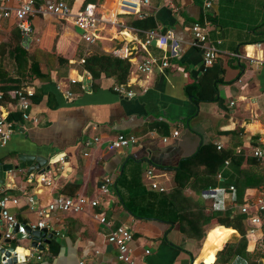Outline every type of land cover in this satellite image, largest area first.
<instances>
[{
  "label": "crops",
  "instance_id": "crops-1",
  "mask_svg": "<svg viewBox=\"0 0 264 264\" xmlns=\"http://www.w3.org/2000/svg\"><path fill=\"white\" fill-rule=\"evenodd\" d=\"M63 1L72 12L93 4L102 18L94 30L96 41L86 44L68 19L31 16V33L27 40L21 39L23 46L55 52L73 65L64 78L57 79L52 71L48 82L35 79L21 86L36 97L35 101L30 97L28 108L35 123L17 117L15 103H0L15 118L11 136L0 145V162L18 164V154L46 159L42 172L26 175V166L6 172L0 194L17 197L9 211L22 223L40 219L29 208L28 197L35 208L58 194L77 193L95 198L97 206L79 213H49L44 218L46 228L59 240L43 244L40 260L22 253L11 264H123L105 240L115 225L131 231L129 246L136 264H264V223L253 227L247 223L241 236L231 227L215 232L220 225L202 222V215L212 209L237 214L240 206L264 197V182L248 178V173L264 167V158L256 166L249 161L255 158L253 147L264 149V0H215L207 10L201 0H148L140 11L153 17L156 31H172L178 55L169 59L168 66H154L148 73L130 64L132 72L121 93L112 89L117 84L111 77L84 79L80 91L73 87L78 84L66 81L82 74L79 52L109 53L113 47L137 45L141 30L128 25L134 15L121 13L135 10L116 7V0ZM17 2L0 0L8 7ZM116 9L120 23L112 25L108 20ZM195 21L205 27L211 43L220 41L216 45L221 55L205 70L200 49L189 43V27ZM13 24L12 17L0 19V42L7 41ZM162 52L152 45L135 57L140 61L148 53ZM65 86L71 97L65 96ZM117 133L133 135L137 142L106 149ZM94 136L97 143L84 144ZM217 151L227 155L221 159ZM230 154H237V163H231ZM38 173L49 182L37 183L33 176ZM106 176L112 185L103 194L98 186ZM151 182L167 193L171 203L166 211L177 213L178 221L133 214L146 205L149 193L161 192L150 188ZM253 212L258 213L250 207L249 213ZM98 214L109 224L100 223Z\"/></svg>",
  "mask_w": 264,
  "mask_h": 264
},
{
  "label": "built area",
  "instance_id": "built-area-1",
  "mask_svg": "<svg viewBox=\"0 0 264 264\" xmlns=\"http://www.w3.org/2000/svg\"><path fill=\"white\" fill-rule=\"evenodd\" d=\"M215 0H201L202 7L207 10L210 9ZM148 0H116V7L123 6L135 11H126L121 13L131 14L139 18L146 16L140 11V6L148 5ZM49 14L54 17L68 19L74 27L79 31L81 39L88 45H92L96 41L94 30L97 23L102 19L96 14L93 4L86 3L83 7L76 12H72L70 7L63 0H18L14 7H8L0 4V19H7L12 17L14 24L18 29L22 40H27L31 33L30 18L33 14ZM118 10L112 13V17L108 22L112 25H116ZM142 37L137 40L136 46H131L129 49L126 47H113L108 52L119 58H124L135 69L140 73H148L154 66L166 67L169 65V59L178 55L177 40L171 30L166 29L162 32L156 31L155 29H145L140 31ZM189 32L191 39L189 43L200 49L201 51V65L205 70L207 67L212 65L222 51L217 47L220 41L216 39L214 43H211L207 37V31L205 27L195 21L190 24ZM156 46L162 49L160 55H154L148 53V56L144 60H137L136 54L141 50H146L149 46ZM232 55V53H229ZM83 59H80L82 63ZM131 71V70H130ZM132 72V71H131ZM84 79L87 81L91 80V75L88 71L82 70V74L79 77H68L66 84H78L80 89L84 88ZM65 84V85H66ZM62 86V85H61ZM124 86L126 83L117 84L112 87L116 93L125 92ZM59 87V85H58ZM9 93L15 98V104L18 107L20 119L31 120L33 123L37 121L35 117H30L28 114V108L30 104V97L32 96V90L25 87L14 88ZM66 97H71V91L66 88L64 90ZM127 95H131L130 91H126ZM1 98V92H0ZM8 113L4 107L0 104V145L6 143L13 132V120L8 118ZM177 131H173L172 135H176ZM163 141L166 138L162 139ZM99 138L94 136L91 140L84 141L85 145L92 142L97 143ZM137 142V138L133 135H124L117 133L113 138L109 139L106 143V149L114 150L118 148H124L129 145H133ZM216 148H220V144H216ZM86 154V153H84ZM251 155L255 158H264V149L260 147H253L251 149ZM61 160V157L56 158ZM149 173V171L147 172ZM33 179L37 183L47 184L49 178L41 173L35 174ZM112 185L110 177L106 176L100 182L98 188L101 193H107L109 187ZM149 187L158 191L163 188L158 187L155 182L149 183ZM231 188V186L229 187ZM29 208L35 211L37 216L40 217L37 221H29L22 223L16 216L9 211L10 206L17 204V197L10 194H0V264H7V261L15 257L19 251L16 249L18 240L16 234L24 233L26 227L30 230L40 229L46 227L44 218L53 212H69L79 213L85 211L87 208H95L97 206V200L95 198H88L81 194L73 195H56L47 201L44 205L33 208L31 197L27 198ZM252 207L254 211L258 213H249V208ZM240 212L248 215L249 225L255 226L260 223H264V197L259 195L255 197L252 202L240 206ZM98 221L100 223L109 224L108 220L102 214H98ZM252 227L249 231H252ZM133 236L131 231L122 226L115 225L108 229L105 234V240L107 243L113 245L116 249V259L121 261L123 264H136L133 257L131 256V249L129 242ZM10 243H15L16 246L8 250L5 246ZM26 248V247H25ZM27 255L34 257L35 260L41 259V251L35 247H27ZM148 249L144 250V253H148Z\"/></svg>",
  "mask_w": 264,
  "mask_h": 264
},
{
  "label": "trees",
  "instance_id": "trees-1",
  "mask_svg": "<svg viewBox=\"0 0 264 264\" xmlns=\"http://www.w3.org/2000/svg\"><path fill=\"white\" fill-rule=\"evenodd\" d=\"M128 25L140 31L154 28L155 21L151 15H146L141 18L130 16ZM80 53L81 56H83L81 67L90 73L94 81L98 80L101 76H106L113 78L116 84L125 83L130 70L129 61L100 50H94V52L86 55H82V52H79V55ZM72 65V63L68 62L67 58L55 52H45L39 48L29 50L25 48L18 29L15 24H13L7 41L0 42V103H15V98L9 93L11 89L19 88L24 84H30L35 79L41 82H48L50 80L49 74L52 71L55 72L54 74L57 79L66 77ZM73 87L74 90L80 91L77 85ZM38 90L39 89H35L34 91ZM32 100L35 101L36 97H34V99L32 98ZM17 117H20V115ZM8 118L15 120L12 113H8ZM217 152L221 159L227 155V153ZM236 158H238L237 154L236 157L233 154L229 155L231 163H237ZM258 160L261 161V158H251L249 161L251 164L255 165L258 163ZM248 174V178H254L259 181L258 183L264 182V167ZM68 185L69 183L64 184V187ZM148 195L149 198L146 205L138 212L132 210L127 203L122 202V204L132 213L134 211L133 214L136 216L178 221L179 215H177V213L171 215L166 211V207L171 203L167 198V193L161 191L159 193H149ZM210 221H213L214 225H220L215 228V232H227L231 229L225 227H231L243 236L247 228L246 224L249 223V218L247 214L242 212L237 214L222 213L219 208H216L212 209L208 214L202 215L203 223H208Z\"/></svg>",
  "mask_w": 264,
  "mask_h": 264
},
{
  "label": "water",
  "instance_id": "water-1",
  "mask_svg": "<svg viewBox=\"0 0 264 264\" xmlns=\"http://www.w3.org/2000/svg\"><path fill=\"white\" fill-rule=\"evenodd\" d=\"M16 159L19 161L18 164H13L10 162H0V185L4 181L6 172L10 170L22 169L24 166L27 167L25 171L26 175L30 174L33 170H37V172H42L43 169H41V166H43L46 162V159H44L43 157H36L28 154H18ZM33 161H36V163H33ZM16 239H26L27 246H17L16 249L19 251V253L15 257L8 260L7 264L15 263L17 260L21 259L23 257L22 253L28 252L27 247H35L36 249L41 251L44 249L43 244L48 243L49 239L59 240V237L55 235L54 231H48L46 227L34 230H30L28 227H26L24 233L16 234ZM15 246V243H10L5 247L8 250H11Z\"/></svg>",
  "mask_w": 264,
  "mask_h": 264
},
{
  "label": "rangeland",
  "instance_id": "rangeland-1",
  "mask_svg": "<svg viewBox=\"0 0 264 264\" xmlns=\"http://www.w3.org/2000/svg\"><path fill=\"white\" fill-rule=\"evenodd\" d=\"M17 242H18V244L23 245L24 243H27V240L26 239H20Z\"/></svg>",
  "mask_w": 264,
  "mask_h": 264
}]
</instances>
